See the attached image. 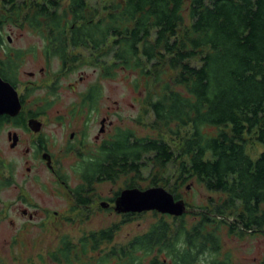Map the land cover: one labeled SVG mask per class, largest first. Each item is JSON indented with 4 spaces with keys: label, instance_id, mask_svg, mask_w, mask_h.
Returning <instances> with one entry per match:
<instances>
[{
    "label": "trees",
    "instance_id": "obj_1",
    "mask_svg": "<svg viewBox=\"0 0 264 264\" xmlns=\"http://www.w3.org/2000/svg\"><path fill=\"white\" fill-rule=\"evenodd\" d=\"M5 24L41 36L49 64L122 73L140 93L138 122L155 136L119 128L95 157L81 158L77 204H91L96 184L131 175L127 188L145 190L138 181L152 179L148 188L176 201L188 182L221 195L192 213L190 226L184 199L183 216L151 211L158 219L146 232L106 251L123 223L147 212L122 213V224L67 244L69 264H231L222 233L263 232L264 152L254 161L245 148L264 146V0H5L0 42ZM90 90L96 103L99 88ZM23 114L0 116V125L20 127Z\"/></svg>",
    "mask_w": 264,
    "mask_h": 264
},
{
    "label": "rangeland",
    "instance_id": "obj_2",
    "mask_svg": "<svg viewBox=\"0 0 264 264\" xmlns=\"http://www.w3.org/2000/svg\"><path fill=\"white\" fill-rule=\"evenodd\" d=\"M2 32L5 42L8 38L13 41L10 47L21 49L26 53L23 57L25 61L21 80L24 84H34L38 89L30 92L31 101L36 100L35 104L40 102L44 103L42 106L50 105V107L43 118L35 114L38 111L37 106H31V112L28 111L19 116L20 127H16L13 122L0 125V264H39L36 261L37 255L47 245L46 239L52 234L53 236L67 235L74 243L79 244L78 241L91 232L107 229L114 224H122L126 218L115 210L114 199L118 191L127 188L133 176H122L116 182L96 184L92 205L89 209L83 208L74 214L70 212V201L72 200L68 197L66 190L59 187L40 159L34 158L33 154L27 155L26 149L32 147L31 144L40 137L48 139L56 149L72 130L81 128L83 118L68 121L67 114H70L75 104H79L81 94L88 92L94 86L99 88L97 103L99 111L89 117L87 124V130L90 132L89 144H95L94 137L99 133L103 117L108 118L107 124L112 123L108 127L106 139H111L119 128H130L142 137L155 136V134L138 122L139 112L142 109L141 99L140 93L135 91L131 85L133 78L122 73L114 78H102L99 68L89 65L77 66L73 72L68 73L62 70L61 63L57 59L51 60L49 72L41 78L39 69L45 64L44 39L29 29L15 28L10 24H5ZM1 57H5L3 53ZM31 72L36 73L37 76L30 77L28 73ZM38 80L40 81L37 82ZM43 81H45L44 84H42ZM54 84L58 87L56 91H53ZM58 116L64 117L63 128L58 125ZM31 117H37L40 122L45 123L46 126L41 131L43 134H35L31 128H28V120ZM34 127L36 130L39 129L36 123ZM11 132H16L23 139V143L16 150L11 149L10 146ZM91 148L92 151L85 149L81 156L77 155L74 161L70 159L64 162L65 168L62 172L70 187L76 188L81 182L77 166L83 155L95 157L98 153L97 147ZM245 152L256 161L264 152V146L250 141ZM172 167L169 168L170 173ZM148 173L145 171V174ZM151 180L138 181V184L147 189L150 187ZM9 181L11 183H7ZM179 193L182 199L189 204V210L186 213L189 226L196 217L192 213H197L200 208L209 206L212 199L216 202L220 201L221 196L218 193L207 191L195 182L185 184ZM102 203H105V207H102ZM44 209L59 211L63 215L64 222L59 221L54 226L53 223L45 227L42 224ZM23 210L29 213L36 212L35 218L30 220L29 216L23 214ZM69 218H74V220H65ZM131 218L129 222L121 225L113 242L103 244L102 249L108 251L113 246L125 245L135 236L146 232L149 226L158 219L154 212L135 215ZM226 232L222 233V252L224 255L227 253L230 255L231 264H264V230L258 234H246L240 237L229 235ZM96 262L93 261V264Z\"/></svg>",
    "mask_w": 264,
    "mask_h": 264
},
{
    "label": "flooded vegetation",
    "instance_id": "obj_3",
    "mask_svg": "<svg viewBox=\"0 0 264 264\" xmlns=\"http://www.w3.org/2000/svg\"><path fill=\"white\" fill-rule=\"evenodd\" d=\"M5 1V0H0V2ZM3 28V27H2ZM15 28H21V29H29L27 27H20V26H15ZM30 30V29H29ZM13 41H10L9 38L7 42L3 41L0 42V55L3 53L4 58H0V76L1 78L6 82L9 83L17 92L19 96V100L21 103V111L24 113L31 112L30 107H36L37 106V113L35 112L36 115H40L43 118L46 116V110L50 107V105H44V103H37L35 104L36 100L30 99V92H35L37 91V87H35L34 84H24L21 80V73H22V67L24 63V55L26 54L24 51L21 49L17 50L14 49L10 46H12ZM43 59H44V66L39 69V72L41 73V78H44L46 73L49 72V67L50 64H46V53L45 50L43 51ZM30 77L35 78L37 75L34 72L28 73ZM38 80L37 82H39ZM45 81L42 82L44 84ZM40 86V85H39ZM57 85L54 84V89L53 91L57 90ZM91 94V90H89L86 93H82L80 97L79 104H75L70 111V114H67L68 121H76L77 118H83V124L82 127L77 129V130H72L66 138H64V141L61 143V145L57 146V148H53L51 142L43 137H40L34 141V143L31 144L32 147L26 149V153L28 154H33L34 158H38L42 161V163L46 166L47 170L53 175L54 181L57 182L60 188H64L67 192L68 197L70 200H75L74 199V191L75 188L70 187L68 184V181L65 179V176H63L62 169L65 168L64 162L69 161L72 159L77 158V155L82 154V152L87 149L88 151H92L93 149L91 147H97L98 153L101 148H103L104 144H106L110 139H106L105 135L108 134V127L112 125V123L107 124L108 118L103 117L101 121V127L99 130V133L94 137V145L89 144L88 138H89V133L87 128H88V121L89 117H91L96 111H99V105L98 99L96 103L93 101L89 100ZM32 103V104H31ZM41 107V108H40ZM40 108V109H39ZM39 116V117H40ZM12 118V117H11ZM59 120L58 125H60L62 128L64 127V117L63 116H58L57 118ZM30 120H37L39 124V130L38 132L34 131L32 128L33 133L35 134H43L42 129L45 128V123L40 122V120L37 119V117H31L28 120V128L29 126V121ZM17 135L18 140L16 143H14V139H11V149L16 150L21 143H23V139L18 136L16 132H11L10 135ZM87 155H83L85 157ZM90 156V155H89ZM29 171L31 169H28ZM13 176V174H12ZM10 182V181H9ZM11 183V182H10ZM126 189V188H125ZM122 192V191H121ZM120 192V194H121ZM120 194L114 199V204L116 203L117 199L119 198ZM91 198L92 202L91 204L87 206L79 205L76 202L73 203L70 201V212L77 214L78 211H80L83 208H88L92 205L94 202L93 193L89 195ZM103 204V203H102ZM109 204V203H108ZM110 205V204H109ZM108 205V206H109ZM78 207V208H77ZM23 214L25 216H29L30 220H33L35 218V213H29L27 210H23ZM38 215V213H37ZM43 218H42V224L45 225V227L51 226L53 223V226L56 225L57 222L61 221L64 222L63 215L59 211H51L48 209H44V213H42ZM65 220H70L73 221L74 218H69ZM46 230V229H45ZM53 231L55 230V227L52 229ZM52 231V232H53ZM52 234V233H51ZM47 240V245L40 251V253L37 255L38 259L36 261L39 262V264H69V261L67 259H64L62 257L63 253H66L64 251V247L68 244L70 247H77L78 243H74L69 236L67 235H50ZM50 242V243H49ZM79 242V241H78ZM77 251V250H76ZM74 253V250L72 251ZM73 261V260H72ZM73 264H77V262L73 261Z\"/></svg>",
    "mask_w": 264,
    "mask_h": 264
},
{
    "label": "water",
    "instance_id": "obj_4",
    "mask_svg": "<svg viewBox=\"0 0 264 264\" xmlns=\"http://www.w3.org/2000/svg\"><path fill=\"white\" fill-rule=\"evenodd\" d=\"M21 111V103L16 90L6 83L0 76V116L8 115L16 117ZM34 123L39 125L37 120H30L29 126L34 131ZM10 140L17 142V135H10ZM105 203L102 204V207ZM109 205V204H107ZM115 210L118 213H143L155 211L161 214L175 217L183 216L187 212L186 202L176 201L174 196L164 187H151L145 190L139 188L124 189L115 203Z\"/></svg>",
    "mask_w": 264,
    "mask_h": 264
}]
</instances>
